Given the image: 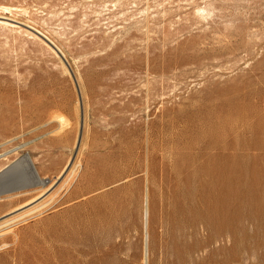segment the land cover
<instances>
[{"label":"rangeland","instance_id":"374dc122","mask_svg":"<svg viewBox=\"0 0 264 264\" xmlns=\"http://www.w3.org/2000/svg\"><path fill=\"white\" fill-rule=\"evenodd\" d=\"M0 17V264H264V0Z\"/></svg>","mask_w":264,"mask_h":264},{"label":"bare ground","instance_id":"6f19581e","mask_svg":"<svg viewBox=\"0 0 264 264\" xmlns=\"http://www.w3.org/2000/svg\"><path fill=\"white\" fill-rule=\"evenodd\" d=\"M10 7V6H9ZM8 7V8H9ZM25 11V10H24ZM9 18H5V17H0V23L4 24V25H11V23H9ZM14 24V23H13ZM17 26V25H15ZM4 27V26H3ZM7 27V26H6ZM9 28V27H8ZM14 29V28H13ZM17 31H19L18 29H16ZM20 32V31H19ZM25 33V32H24ZM22 34V33H21ZM32 34V33H31ZM30 34V35H31ZM46 37V36H45ZM58 51V50H57ZM62 51V50H61ZM59 54V53H58ZM64 54V53H63ZM59 120L61 122V125H65L67 120H66V117L64 116H59ZM3 155V154H2ZM2 162V160L0 161ZM4 164V163H2ZM1 165V164H0ZM5 165V164H4ZM3 167V166H2ZM1 168V167H0ZM4 168V167H3ZM6 168V167H5ZM2 169V168H1ZM9 197V196H8ZM1 198H4V197H1ZM3 200V199H2ZM30 202H27L26 204H28ZM26 213L22 214V215H19L17 217H14V218H10L8 220H5L3 222L0 223V226L3 225V224H6L12 220H15L16 218L18 217H21L23 215H25ZM149 218H150V212H149V202H148V197H146V200H145V209H144V228H145V234H144V253H145V262L147 264V256H148V252H149V240H150V234H149Z\"/></svg>","mask_w":264,"mask_h":264},{"label":"water","instance_id":"95a60500","mask_svg":"<svg viewBox=\"0 0 264 264\" xmlns=\"http://www.w3.org/2000/svg\"><path fill=\"white\" fill-rule=\"evenodd\" d=\"M63 56V55H62ZM64 57V56H63Z\"/></svg>","mask_w":264,"mask_h":264}]
</instances>
